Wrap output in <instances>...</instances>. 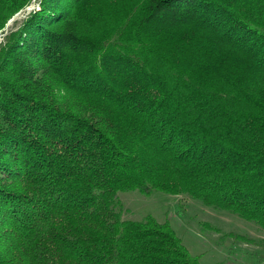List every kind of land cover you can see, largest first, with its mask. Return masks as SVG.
Segmentation results:
<instances>
[{
  "label": "trees",
  "instance_id": "1",
  "mask_svg": "<svg viewBox=\"0 0 264 264\" xmlns=\"http://www.w3.org/2000/svg\"><path fill=\"white\" fill-rule=\"evenodd\" d=\"M36 2L0 38V264H197L123 190L264 229V0Z\"/></svg>",
  "mask_w": 264,
  "mask_h": 264
},
{
  "label": "rangeland",
  "instance_id": "2",
  "mask_svg": "<svg viewBox=\"0 0 264 264\" xmlns=\"http://www.w3.org/2000/svg\"><path fill=\"white\" fill-rule=\"evenodd\" d=\"M35 6L32 0L9 17L0 38ZM119 198L122 217L149 214L158 222L166 221L197 264H264V229L252 220L184 194L123 190Z\"/></svg>",
  "mask_w": 264,
  "mask_h": 264
}]
</instances>
